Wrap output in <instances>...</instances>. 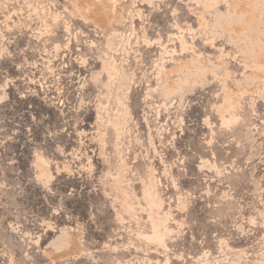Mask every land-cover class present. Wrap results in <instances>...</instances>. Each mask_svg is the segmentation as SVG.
Masks as SVG:
<instances>
[{
  "label": "rangeland",
  "instance_id": "rangeland-1",
  "mask_svg": "<svg viewBox=\"0 0 264 264\" xmlns=\"http://www.w3.org/2000/svg\"><path fill=\"white\" fill-rule=\"evenodd\" d=\"M0 264H264V0H0Z\"/></svg>",
  "mask_w": 264,
  "mask_h": 264
},
{
  "label": "snow or ice",
  "instance_id": "snow-or-ice-1",
  "mask_svg": "<svg viewBox=\"0 0 264 264\" xmlns=\"http://www.w3.org/2000/svg\"><path fill=\"white\" fill-rule=\"evenodd\" d=\"M45 186H47V184H45Z\"/></svg>",
  "mask_w": 264,
  "mask_h": 264
}]
</instances>
